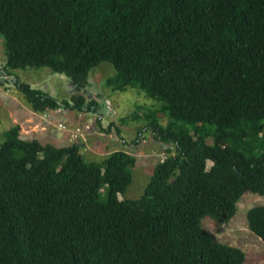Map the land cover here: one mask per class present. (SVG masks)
<instances>
[{"label":"trees","instance_id":"trees-1","mask_svg":"<svg viewBox=\"0 0 264 264\" xmlns=\"http://www.w3.org/2000/svg\"><path fill=\"white\" fill-rule=\"evenodd\" d=\"M0 38V85L35 112L101 114L84 89L103 60L115 70L105 84L138 86L159 102L122 142L149 130L167 144L141 194L119 198L130 152L84 160L78 141L55 145L22 136L18 122L6 127L0 264H245L244 251L200 219L225 222L242 192L264 195V0H0ZM40 66L67 77L68 97L11 72ZM245 219L264 241V203Z\"/></svg>","mask_w":264,"mask_h":264},{"label":"rangeland","instance_id":"rangeland-1","mask_svg":"<svg viewBox=\"0 0 264 264\" xmlns=\"http://www.w3.org/2000/svg\"><path fill=\"white\" fill-rule=\"evenodd\" d=\"M2 58L0 38V60ZM114 71L113 66L103 60L88 71L84 93L87 98L96 100L101 114L62 108L47 109L44 114H36L15 87L0 85V141L3 130L18 122L19 131L24 137L36 136L41 141H49L55 145L78 141L84 160H99L110 150L123 149L133 154L135 161L131 167L130 182L117 196H139L154 162L163 156L167 144L155 138L149 130L143 131L141 138L144 140L138 143L124 144L122 140L128 142L135 136L136 129L144 121L143 114L150 107H158L159 102L146 95L138 86L127 85L120 90L105 84L104 78ZM11 72L57 98L68 97L74 90L65 75L52 72L45 66L14 68ZM158 120L161 123L165 121L162 111L158 112ZM110 121L114 124L105 130ZM56 123L64 124L65 128L62 129ZM114 125L118 127V133L115 132ZM76 126L82 129V135L70 137V134H65V131ZM206 164L209 165L210 161L207 160ZM104 190L105 185H102L99 190L100 199L105 197ZM261 203H264L263 194L244 191L236 201L235 212L227 221L222 222L205 214L200 219L201 225L214 239L241 248L245 264H264V241L247 227L245 219L246 209Z\"/></svg>","mask_w":264,"mask_h":264},{"label":"built area","instance_id":"built-area-1","mask_svg":"<svg viewBox=\"0 0 264 264\" xmlns=\"http://www.w3.org/2000/svg\"><path fill=\"white\" fill-rule=\"evenodd\" d=\"M56 125H57V126L60 125L62 129L65 128V125H64V124L56 123ZM85 126L87 127L88 125L85 124ZM69 134H70V137H71V136L82 135V129H81L80 127L76 126V127H74L73 129H71V130L69 131ZM160 158H161V157H160Z\"/></svg>","mask_w":264,"mask_h":264},{"label":"crops","instance_id":"crops-1","mask_svg":"<svg viewBox=\"0 0 264 264\" xmlns=\"http://www.w3.org/2000/svg\"><path fill=\"white\" fill-rule=\"evenodd\" d=\"M46 111H48V110L46 109V110H44V111H42V112H34V111H33V113H36V114H44ZM67 131H68V132L65 131V134H66V135H67V134L69 135V130H67ZM68 139H69V138H68ZM143 140H144V139H141L140 141H143ZM140 141H139V142H140ZM154 163H155V162H154Z\"/></svg>","mask_w":264,"mask_h":264}]
</instances>
